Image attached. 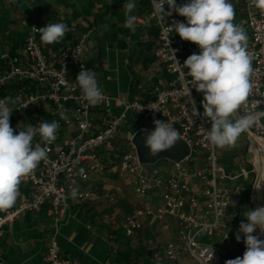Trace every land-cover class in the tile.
I'll list each match as a JSON object with an SVG mask.
<instances>
[{
  "label": "built area",
  "instance_id": "obj_1",
  "mask_svg": "<svg viewBox=\"0 0 264 264\" xmlns=\"http://www.w3.org/2000/svg\"><path fill=\"white\" fill-rule=\"evenodd\" d=\"M148 2V17L158 29L154 55L172 78L166 88L153 89V99L149 102H123L105 93L94 106L83 100L76 79L68 77V70L73 69L76 76L82 66L93 71L86 64L89 52L88 34L79 36L71 46L59 47L56 66L48 62L38 44L36 27H31L25 40L23 61L6 55L0 57L7 67L0 74V94L6 85L13 83H26L32 87L31 90L20 91L12 96L16 101L14 105H9L16 108L12 114L31 113L37 107L45 105L56 115L55 121L59 122V128L74 126L77 129V134L66 140L57 150L35 139L34 143L39 142L48 148V159L40 162L31 175L22 179L23 184L30 189L28 196L17 201L14 207L0 210V264H3L1 238L4 229L24 214H36L48 204L54 222L57 223L68 209L70 201H112L107 194L79 190L73 182L86 181L89 173L101 171L102 165L95 151L115 153V141L127 116H136L142 120V126L136 131L154 130V120L167 121L180 132L182 141L190 152L178 163L169 162L171 167L167 175L155 169L147 173L146 169L150 165L139 162L130 138L127 149L119 156V177L132 175L133 192L139 197H147L151 192H156L161 204L153 205L145 200L139 208L115 225L130 237L141 228L143 218L151 223L170 218L176 223L177 234L175 240L163 247L162 255L168 264H180L183 255H187L196 264L225 263L222 244L226 239L228 226L235 220V216L228 213V209L231 206H241L247 190L245 183L249 181L253 169L243 166L236 173H228L219 164L218 148L205 139V130L210 129L211 123L203 117L204 110L196 103L198 92L189 85L191 96L187 94L186 84L191 77L187 78L181 70L185 44L174 36V25L171 24L179 21L176 13L166 16L165 20L158 19L153 16L152 0ZM243 2L250 34L247 45L253 56V89L248 110L264 111V103L253 108L254 101L264 100V11L257 9L253 0ZM164 8L169 10L167 5ZM171 49L181 66L175 60ZM183 71L187 74L188 69L184 68ZM0 99L4 97L0 95ZM25 105L28 106L25 108ZM112 107L120 108V114L109 115L100 131L86 137L85 134L90 128V110H110ZM195 107L199 113L196 116ZM244 112L242 107L239 114L243 115ZM247 132L264 150V119ZM197 154L201 155L199 166L191 171L190 166ZM73 187L78 189L76 198L70 196ZM44 262L82 264L78 260L61 256L55 235L48 238Z\"/></svg>",
  "mask_w": 264,
  "mask_h": 264
},
{
  "label": "crops",
  "instance_id": "obj_2",
  "mask_svg": "<svg viewBox=\"0 0 264 264\" xmlns=\"http://www.w3.org/2000/svg\"><path fill=\"white\" fill-rule=\"evenodd\" d=\"M124 2L126 0H0V57L6 55L23 61L24 43L31 27L40 28L49 22H63L69 26L70 31L60 43L45 45L40 40L39 32L36 36L51 65L56 66L59 47L71 46L79 36L88 34L89 52L86 64L96 73L103 93L123 102L133 100L149 102L153 99V89L166 88L172 78L154 55L158 29L148 17L150 12L148 0H136L134 14L138 20L134 29L124 26ZM185 2L186 0H176L178 5ZM231 3L235 8V22L246 30L249 38L243 0H231ZM176 17L179 22H185L184 17L178 14ZM174 36L181 39L175 32ZM183 42L185 44L183 61L189 55L199 53L197 45ZM0 63L2 74L7 67L1 59ZM68 77L76 79L73 69L68 70ZM31 89L32 87L26 83H13L6 85L0 95L4 98L12 97L17 92ZM195 100L199 108H203L201 104L203 94L198 93ZM120 112L121 109L118 107H112L110 110L91 109L90 128L85 136H93L104 127L109 115H118ZM56 118L49 107L42 105L31 113L12 114L10 124L14 130H21L27 124L37 126L41 121L52 122ZM142 124L139 117L127 116L115 141V153L95 151L102 165L101 171L89 173L86 181L73 182L79 190L107 194L112 201L105 199L97 203L70 201L68 209L57 223L54 222L48 204L36 214H24L4 229L1 238L3 264H45V252L51 235L56 236L62 257L78 260L82 264H168L162 251L165 244L176 238L177 226L173 220L165 218L163 222L151 223L143 218L141 228L130 237L115 225L139 208L145 200L153 205L161 204L156 192H151L147 197L136 195L133 192L132 175L119 177V156L125 152L132 134ZM75 134L77 129L74 126L59 128L57 138L50 146L57 150ZM35 139L41 141L39 136ZM247 140L255 146V155H264L260 143L244 132L238 138L236 146L217 149L219 164L226 172L236 173L243 166L250 168L245 163L248 161L242 160L241 157L246 151ZM199 156L201 160V155ZM200 160L197 164L195 162L191 164V171L198 168ZM258 163L263 165L264 157L259 158ZM170 167L168 163L158 162L148 166L146 171L149 173L155 169L167 175ZM263 176L262 172L255 197L251 196L253 184L250 183L251 174L249 181L245 183L247 190L241 206H231L228 209V213L233 214L235 220L228 226L226 239L222 244L225 261L242 256L245 251L243 234L239 242L236 240V234L241 220L245 219L246 205L254 201L258 206H264ZM19 192L17 201L27 197L30 189L21 182ZM260 238L264 239V235ZM180 264L196 263L187 255H183Z\"/></svg>",
  "mask_w": 264,
  "mask_h": 264
},
{
  "label": "clouds",
  "instance_id": "obj_3",
  "mask_svg": "<svg viewBox=\"0 0 264 264\" xmlns=\"http://www.w3.org/2000/svg\"><path fill=\"white\" fill-rule=\"evenodd\" d=\"M152 2L153 16L158 19L165 20L173 13L184 17L185 22L171 23L174 31L181 40L194 43L200 49L198 54L193 53L186 58L181 70L187 78L191 77L186 84L187 94L191 96L189 85L203 94V117L211 123L210 129L205 130L206 141L220 149L236 146L242 133L264 119V111L248 110L253 89V56L248 49L246 30L235 22L234 5L231 0H186L180 5L176 0ZM253 4L264 11V0H253ZM164 5L168 6V11ZM123 7L124 26L134 29L138 20L134 14L136 0H126ZM37 30L41 42L50 45L60 43L70 28L63 22H49ZM172 52L180 65L174 50ZM184 68L188 69L187 74ZM75 82L83 100L89 105L94 106L103 98L95 72L82 66ZM15 103L12 97L0 99V210L16 205L22 179L31 175L40 162L48 159V148L39 142L34 143L35 138L39 136L43 144L51 145L60 127L58 121H41L37 126L27 124L21 130H14L10 117L16 108L9 105ZM262 103L264 100L254 101L253 108ZM242 107L245 109L243 115L239 114ZM194 115H199L196 107ZM154 125V130L146 132L144 138L150 157L171 149L182 140L180 132L167 121L154 120ZM77 195L78 189L73 187L70 196L76 198ZM244 218L236 240L239 242L243 234L245 251L242 256L226 260L225 264H264V239L260 238L264 235V206L248 209ZM257 229L259 234H254Z\"/></svg>",
  "mask_w": 264,
  "mask_h": 264
},
{
  "label": "water",
  "instance_id": "obj_4",
  "mask_svg": "<svg viewBox=\"0 0 264 264\" xmlns=\"http://www.w3.org/2000/svg\"><path fill=\"white\" fill-rule=\"evenodd\" d=\"M146 132H151V131H136L131 136V144L134 146L135 153L141 164L154 165L160 161L178 163L189 155L190 150L188 146L186 145L185 142L180 140L171 149L161 152L155 157H150L148 155V149L144 146V138H145ZM260 177H261V172L259 168L257 171L256 177L254 179V182L252 184V188H251L252 197H255L256 188L261 179ZM263 180H264V176H263ZM263 180H262V183H263Z\"/></svg>",
  "mask_w": 264,
  "mask_h": 264
},
{
  "label": "rangeland",
  "instance_id": "obj_5",
  "mask_svg": "<svg viewBox=\"0 0 264 264\" xmlns=\"http://www.w3.org/2000/svg\"><path fill=\"white\" fill-rule=\"evenodd\" d=\"M245 142H246L245 143L246 151L244 152L243 155H241V157H242V160H247L248 162H245V163L248 164V166H250V168L253 169V174H252L251 180H252V182H254V179L256 177L258 169L260 168L261 173L264 172V164L260 165L258 163L259 158L262 159L264 157V155L263 154L262 155L261 154L255 155L254 154L255 153V146H253V144L251 142H249V140H247ZM242 160H239V162H242ZM257 207H258V204H256L254 201H252V204L246 205V210L247 211H248V209L254 210ZM247 211H246V213H247ZM256 232L259 233V229H257Z\"/></svg>",
  "mask_w": 264,
  "mask_h": 264
},
{
  "label": "trees",
  "instance_id": "obj_6",
  "mask_svg": "<svg viewBox=\"0 0 264 264\" xmlns=\"http://www.w3.org/2000/svg\"><path fill=\"white\" fill-rule=\"evenodd\" d=\"M0 65H1V63H0ZM5 72V71H4ZM3 72V73H4ZM3 90H4V88H3ZM2 90V91H3ZM200 160V156H199V154L198 155H195V157H194V162H195V164H197L198 163V161ZM160 162H164V163H168L169 164V162H167V161H160ZM250 183H252V180H250Z\"/></svg>",
  "mask_w": 264,
  "mask_h": 264
}]
</instances>
